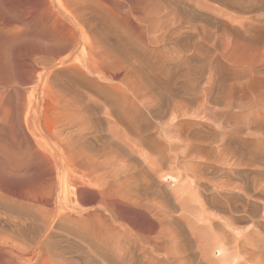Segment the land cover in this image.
Here are the masks:
<instances>
[{
    "label": "rangeland",
    "instance_id": "rangeland-1",
    "mask_svg": "<svg viewBox=\"0 0 264 264\" xmlns=\"http://www.w3.org/2000/svg\"><path fill=\"white\" fill-rule=\"evenodd\" d=\"M86 47L111 51V79L81 70ZM189 66L177 97L192 101L186 116L174 118L166 95L111 86L134 74L164 91ZM70 85L83 98L110 89L118 108L86 98L96 108L86 112ZM152 106L177 124L173 137L145 127L160 121ZM79 119L88 144L68 149ZM263 125L264 0H0V264L79 263L88 252L98 264H254L226 258L239 232L264 239ZM170 141L181 147H153Z\"/></svg>",
    "mask_w": 264,
    "mask_h": 264
},
{
    "label": "bare ground",
    "instance_id": "bare-ground-1",
    "mask_svg": "<svg viewBox=\"0 0 264 264\" xmlns=\"http://www.w3.org/2000/svg\"><path fill=\"white\" fill-rule=\"evenodd\" d=\"M75 21V20H74ZM106 35V34H105ZM76 36V35H75ZM84 41V40H83ZM87 45H88V41H87ZM86 45V46H87ZM91 46V45H90ZM95 47H97V46H95ZM88 50H86V53L83 55V57L81 58V60H79V64H80V68H81V70L82 71H84V72H87V73H89V74H93V75H95V76H97L99 79H103V80H106L107 81V79H111L112 78V73L113 72H111L113 69H115L114 68V64L112 63L113 61L111 60V58L112 57H109L110 55H111V51L109 52V49H108V52H109V56H108V54H104V53H102V52H100L101 50H102V48H100L101 50L99 51H94L92 48H88V47H86ZM85 48V49H86ZM99 49V48H98ZM105 49H107V48H105ZM105 49H103L105 52H107ZM77 50V49H76ZM103 51V52H104ZM107 52V53H108ZM60 59V58H59ZM58 62V61H57ZM113 64V65H112ZM59 66H60V64H59ZM51 67V66H50ZM46 71V70H45ZM115 71V70H114ZM45 73V72H44ZM43 73V74H44ZM111 73V74H110ZM190 73H191V67L189 66L188 67V71H187V73L184 75V77L185 76H190ZM49 75V74H48ZM86 75V74H85ZM261 80V79H260ZM188 77H185V81L183 82V83H181V84H179L178 86H175V87H173L172 85L170 86L169 84L168 85H165L164 87H165V90L163 91L162 89H161V87H159V86H155V85H153V83H152V81L151 80H149V78H144V79H141V80H139V79H136L135 77H134V74H130V75H128L127 74V76H125L124 78H122V80L120 81V83H118V85H115V84H112L111 86L113 87V89L114 88H116V89H119V91L121 92L120 94H123L124 96H127V95H132V96H134V97H137V98H140V97H143L144 95H146V96H148L149 98L151 97H153L155 94L157 95H159V96H162L163 98H164V96L166 95V96H168L170 99L169 100H167V101H165V106H166V108H168L169 109V111H171L172 113H173V116H174V118H178L179 116H186V115H188L189 114V112H190V109H191V104H192V101H191V99L188 97L187 98V100H186V102H185V104H183V105H181L180 104V100L179 99H177V97L179 96L178 94L180 93V92H189L188 90H187V88H188ZM88 85V88H92V86H93V84L92 83H88L87 84ZM114 85V86H113ZM91 86V87H90ZM74 87V86H73ZM70 89H71V91H70V96H72V98H73V101L74 100H76L77 101V103L79 102V106H84L81 102L83 101V103L85 102L86 103V106H88L89 107V105H87V104H90V103H88V101H90V100H92V102L94 101V102H99V101H101V102H103V103H105V105L107 104L108 106H110L112 109H116V108H118V106L116 105H114V104H112L111 103V97H113L111 94H110V92H109V90L110 89H102L100 92H94L95 93V95H91L90 93V95L92 96L91 98H88V97H86L87 99H88V101L86 100V98H83V95H80L81 94V92H79V91H77L76 89H72V87H71V85H70ZM112 91V90H111ZM118 91V90H117ZM89 92V91H88ZM116 93H118V92H116ZM162 93H165V94H162ZM119 94V93H118ZM116 95V94H115ZM87 96V95H86ZM111 96V97H110ZM123 96V97H124ZM146 96H145V98H146ZM120 97V96H119ZM122 97V96H121ZM122 97V98H123ZM263 97V96H262ZM74 98H76V99H74ZM117 98H118V96H117ZM154 98V97H153ZM85 99V100H84ZM113 99V98H112ZM119 100H122L121 98H118ZM124 99V98H123ZM141 99V98H140ZM124 101V100H123ZM75 102V101H74ZM114 103V102H113ZM121 103H123V102H121ZM75 104V103H74ZM81 104V105H80ZM91 104H93V103H91ZM90 104V105H91ZM67 105V104H66ZM88 107H83V109L84 110H90V111H94L95 109H92L91 107H89V108H91V109H89ZM120 107V106H119ZM55 108V107H54ZM108 108V107H107ZM80 109H82L81 107H80ZM109 109V108H108ZM144 109V108H143ZM223 109V108H222ZM86 110V112H90V111H87ZM110 111V110H109ZM113 111V110H112ZM115 111V110H114ZM152 112V115L154 116V117H156V119H158V120H160V117L162 118V116H160L161 114H160V107H158V106H152V110H151ZM85 112V111H84ZM100 112V111H99ZM81 113V112H80ZM91 113V112H90ZM116 113V112H115ZM114 113V114H115ZM93 115L92 116H94V113H92ZM224 114V113H223ZM88 115H91V114H88ZM117 115H119V113H117ZM86 116H87V114H86ZM160 116V117H159ZM80 117V116H79ZM143 117V116H142ZM89 118V117H88ZM93 118V117H92ZM262 119V118H261ZM80 120V119H79ZM90 120V119H89ZM92 120V119H91ZM95 120V119H94ZM161 121V120H160ZM160 121H159V123L157 124L156 123V125L154 126V125H152V124H150V123H148V122H146L145 123V127L146 128H152V126L154 127V129L157 131V132H160L161 130L162 131H164V130H166V129H170V131H169V133H170V135H171V137H173L174 135H173V133H174V131H172V129H174V127L175 126H177V124H173V125H171V122L170 121H166V122H164V123H162V121H161V123H160ZM174 122V121H173ZM187 122V121H186ZM94 123L95 122H93V125H94ZM97 123V125H98V123L99 122H96ZM185 124V123H184ZM70 125V131L67 133L66 132V136L68 137V139L70 140V143H69V147H67L68 149H83L84 147H85V145L86 144H88L87 143V136H86V134H84V131H85V129H86V127L84 126V122H83V120L81 121H76V122H73V123H71V124H69ZM96 125V124H95ZM182 125V124H181ZM187 125V124H186ZM173 126V127H172ZM264 126V125H263ZM39 127V126H38ZM98 129L100 128L99 126L97 127ZM84 129V130H83ZM97 129V130H98ZM83 131V132H82ZM95 131V130H94ZM123 131V130H122ZM177 131H179V129L177 130ZM88 132V134H90V132H89V130L87 131ZM96 132V131H95ZM99 132V131H98ZM180 132V131H179ZM183 132V131H182ZM41 133V132H40ZM177 134V133H176ZM179 136V135H178ZM148 137L149 138H151L149 135H148ZM165 137V136H164ZM170 137V138H171ZM177 137V136H176ZM175 138V137H174ZM197 139V138H196ZM250 139V138H249ZM170 140V139H169ZM179 140V139H178ZM131 141V140H130ZM174 141V140H173ZM184 141V140H183ZM186 141V140H185ZM58 142V141H57ZM100 142V141H99ZM177 142V141H176ZM176 142H174V143H172L171 141L170 142H168L165 146H162V147H159L158 145H155V146H153V147H156L157 149H160V150H163V149H165V150H177L179 147H181L180 146V144H177ZM187 142V141H186ZM185 142V143H186ZM189 142V141H188ZM187 142V143H188ZM221 142V141H220ZM219 141L217 142V143H220ZM176 143V144H175ZM179 143V142H178ZM98 144V143H97ZM158 144V143H157ZM183 145V144H182ZM87 146V145H86ZM131 146V145H130ZM160 146H161V144H160ZM184 146V145H183ZM216 146V145H215ZM223 146V145H222ZM98 147H99V145H98ZM132 147V146H131ZM189 147V146H188ZM211 147V146H210ZM218 147H219V145H218ZM217 147V148H218ZM253 147V146H252ZM103 148L105 149V147H104V145H103ZM186 148V147H185ZM85 149V148H84ZM101 149V148H100ZM111 149V148H110ZM257 149V148H256ZM103 150V149H102ZM182 150V149H181ZM184 150H186V149H184ZM188 150V149H187ZM196 150V149H195ZM235 150V148L232 150H228V149H226V148H222L221 149V154L225 157V158H227L228 159V157L230 158L231 156H234V151ZM57 151V150H56ZM100 151V150H99ZM258 151V150H257ZM93 152V151H92ZM168 152V151H167ZM183 152V151H182ZM260 152V151H259ZM95 153V152H94ZM217 153V152H216ZM238 153H239V151H238ZM103 154V153H102ZM169 154H171V152H169ZM95 155V154H94ZM114 155V154H113ZM243 155V154H242ZM109 156V155H108ZM169 156H171V155H169ZM223 156H222V158H223ZM136 157H137V155H136ZM111 159H112V156H111ZM141 159V158H140ZM226 159V160H227ZM232 159V158H231ZM250 159H252V157L250 158ZM255 160V159H254ZM63 161V160H62ZM175 161V160H174ZM205 161V160H204ZM223 161V160H222ZM229 161V160H228ZM248 161V160H247ZM64 162H65V160H64ZM91 162V161H90ZM172 162V161H171ZM226 162V161H225ZM238 162V161H237ZM240 162V161H239ZM66 163V162H65ZM231 163V162H230ZM236 163V162H235ZM193 164H195V163H193ZM226 164V163H225ZM232 164H234V162L232 163ZM238 164V163H237ZM62 165V164H61ZM60 165V166H61ZM65 165H67V164H65ZM64 165V166H65ZM201 165V164H200ZM230 165V164H229ZM135 166V165H134ZM194 166V165H193ZM235 166V165H234ZM66 167H68V166H66ZM192 167V166H191ZM69 168V167H68ZM91 168V167H90ZM140 168V167H139ZM55 169V168H54ZM54 169H53V171H54ZM70 169V168H69ZM68 169V170H69ZM97 169V168H96ZM62 170V169H61ZM137 170H138V168H137ZM66 171H67V169H66ZM74 171V170H73ZM135 171V170H134ZM95 173H98L97 171L95 172ZM101 173V172H100ZM56 174V173H55ZM73 174V173H72ZM76 174V173H75ZM99 174V173H98ZM128 176V175H127ZM152 176V175H151ZM74 177V176H73ZM56 178V177H55ZM126 178V177H125ZM129 178V177H128ZM75 180H76V178H74ZM101 180V179H100ZM109 180V179H108ZM79 181V180H78ZM98 181V180H97ZM96 181V182H97ZM127 181V180H126ZM157 181V180H156ZM56 182V181H55ZM105 182V181H104ZM154 182V181H153ZM129 184V183H128ZM102 185V184H101ZM95 186H96V184H95ZM136 186V185H135ZM46 187H48V186H46ZM59 187V186H58ZM104 188V187H103ZM62 189V188H61ZM112 189V188H111ZM73 190V189H72ZM106 190V189H105ZM141 190V189H140ZM62 191V190H61ZM124 191V190H123ZM130 191V190H129ZM142 191V190H141ZM51 192V191H50ZM146 192V191H145ZM53 193H55V192H53ZM45 194V193H44ZM47 194V193H46ZM146 194V193H145ZM63 195V194H62ZM99 195V194H98ZM148 196V195H147ZM50 198H52L53 196H49ZM40 198V197H39ZM56 198V197H55ZM60 198V197H59ZM53 199V198H52ZM128 199V198H127ZM137 199H138V197H137ZM48 199H46V201H47ZM50 200V199H49ZM68 200H70V199H68ZM42 201H44L45 202V200H42ZM51 201V200H50ZM50 201H47V202H50ZM44 202H42V203H44ZM68 202H70V201H68ZM143 202V201H142ZM148 202V201H147ZM70 203H72V202H70ZM151 203V202H150ZM46 203H44V205H45ZM50 204V203H49ZM62 206V205H61ZM142 206V205H141ZM47 207V206H46ZM60 207V206H59ZM65 207H67V206H65ZM97 207V206H96ZM99 207V206H98ZM45 208V207H44ZM54 208H56L55 206H54ZM78 208V207H77ZM89 208V207H88ZM57 209V208H56ZM65 209V208H64ZM151 209V208H150ZM156 209H158L157 207H156ZM46 210V212L48 213V215H50L51 213H54V212H52L51 210V213L49 214V210H48V208L47 209H45ZM48 210V211H47ZM53 210V209H52ZM73 210V209H72ZM76 210V209H75ZM106 210V209H105ZM81 211H82V209H81ZM159 211V210H158ZM56 212H57V210H56ZM62 212H64V211H62ZM107 212V211H106ZM153 212V211H152ZM156 212V211H155ZM47 213H45V214H47ZM75 213V212H74ZM90 213V212H89ZM154 213V212H153ZM56 214V213H55ZM55 214L53 215V216H55ZM92 214V213H91ZM43 216H39V218L40 217H42L41 219H43V220H41V219H39V218H37V222H39L38 221V219L40 220V221H42V222H45L44 221V214H42ZM67 215V214H66ZM57 217H58V215H56ZM79 216V215H78ZM110 216V215H109ZM62 216H60L59 217V219L61 218ZM64 218H66L65 216H63ZM63 217H62V219H63ZM81 217V216H80ZM89 217V216H88ZM45 218H47V217H45ZM87 218V217H86ZM50 218H48L47 220H49ZM81 219V218H80ZM25 220V219H24ZM46 220V221H47ZM51 220V219H50ZM53 220H54V217H53ZM76 220V219H75ZM83 220V219H82ZM86 220V219H85ZM16 221H18V220H16ZM59 221V220H58ZM57 220H56V222H58ZM61 221V220H60ZM73 221V220H72ZM51 222V221H50ZM62 222H64V221H62ZM77 222V221H76ZM75 222V223H76ZM86 222V221H85ZM11 223V222H10ZM24 223V222H23ZM41 223V222H40ZM40 223H38V224H40ZM54 223V222H53ZM65 223L66 222H64L63 224L65 225ZM73 223H74V221H73ZM75 223L73 224V226H75ZM78 223H80V222H78ZM87 223V222H86ZM115 223V222H114ZM119 223V222H118ZM14 224V223H13ZM38 224H36V227H37V225ZM52 224V223H51ZM58 224H59V222H58ZM62 224V225H63ZM110 224V223H109ZM59 225H61V224H59ZM63 225V226H64ZM80 225V224H79ZM78 225V226H79ZM87 225V224H86ZM117 225V224H116ZM120 225H122V223L120 224ZM40 226V227H39ZM38 226V228L36 229V230H38L39 228H42L41 227V225H39ZM46 226H47V223H46ZM48 226H50V224L48 225ZM48 226L46 227L47 229H46V232L48 231V234H47V237L49 236V232L51 231V229L49 228L48 229ZM62 226V227H63ZM66 226V225H65ZM72 226V227H73ZM77 226V225H76ZM75 226V227H76ZM77 226V227H78ZM81 226V225H80ZM23 227V226H22ZM52 227H53V225H52ZM56 227H57V225H56ZM71 227V228H72ZM90 227L91 226H88L87 225V229L86 230H88V229H90ZM93 228L92 229H94V226H92ZM69 228V227H68ZM70 228V229H71ZM14 229H16V228H14ZM25 229V228H24ZM43 229H44V231H45V228L43 227ZM43 229H42V231H43ZM64 229V228H63ZM72 229H74V227L72 228ZM71 229V230H72ZM78 229H79V227H78ZM81 229V228H80ZM83 229H84V225H83ZM82 229V230H83ZM32 230V229H31ZM50 230V231H49ZM65 230H66V227H65ZM68 230V229H67ZM77 230V229H76ZM91 230V229H90ZM121 230H123V229H121ZM23 231V230H22ZM26 231V230H25ZM34 231V230H33ZM39 231H41V229H39ZM39 231H37V232H39ZM41 231V232H42ZM73 231V230H72ZM84 231V230H83ZM89 231V230H88ZM92 231H94L95 233H96V231H95V229L94 230H91V233H92ZM70 232V231H69ZM74 232V231H73ZM82 232V231H81ZM85 232V231H84ZM93 232V233H94ZM12 233H13V231H12ZM16 233H18V232H16ZM26 233H28V232H26ZM77 233V232H76ZM86 233V232H85ZM92 233V234H93ZM94 233V234H95ZM241 235L239 236V237H233V241H232V243H231V246L229 247L230 248V253H229V255H228V257L226 258V260H227V262L228 263H230V262H235V260H237L238 258H244L245 260H247V261H249V262H253L254 264H260L259 263V261H258V259H259V257L260 256H262V255H264V239L260 236V234L259 233H256V232H253V231H247V232H244V233H242V232H239ZM43 234V233H42ZM88 234V233H87ZM91 234V235H92ZM97 234V233H96ZM134 234V233H133ZM28 234H25V236H27ZM44 235H45V233H44ZM51 235V234H50ZM72 235H74V233L72 234ZM77 236H78V234H76ZM130 235V234H129ZM79 236L83 239L82 240V243H84V242H86L87 244H90V238H92V237H89V236H87V235H85V234H82V233H80L79 234ZM95 236V235H94ZM154 236V235H153ZM156 236V235H155ZM42 235L40 236V239H42ZM46 237V236H45ZM45 237H43V238H45ZM50 237V236H49ZM76 237V236H75ZM79 237V238H80ZM120 237V236H119ZM118 237V238H119ZM150 238H151V236H149ZM39 238V237H38ZM78 238V237H77ZM118 238H116V239H118ZM138 238V237H137ZM39 239V240H40ZM50 239V238H49ZM38 240V241H39ZM44 240H46V238L44 239ZM43 240V241H44ZM41 241V240H40ZM42 241V242H43ZM93 241V240H92ZM109 241V240H108ZM126 241V240H125ZM148 241V240H147ZM159 241V240H158ZM41 242V243H42ZM45 242V241H44ZM49 242V241H48ZM100 242V241H99ZM151 242V241H150ZM28 243V242H27ZM40 243V244H41ZM53 243H54V240H53ZM96 243V242H95ZM141 243V242H140ZM147 243V242H146ZM50 244H51V242H50ZM92 244V243H91ZM138 244V243H137ZM45 245V244H44ZM43 245V246H44ZM47 245L48 244H46L45 245V247H47ZM55 245V244H54ZM96 245V244H95ZM122 245V244H121ZM141 245H143V244H141ZM146 245V244H145ZM144 245V246H145ZM149 245V244H148ZM147 245V246H148ZM49 246V245H48ZM86 245H84V247H85ZM91 246H93V245H91ZM97 246H98V244H97ZM96 246V247H97ZM45 247H44V249H45ZM51 247V246H50ZM54 246L52 245V248H53ZM57 247V246H56ZM149 247V246H148ZM48 248V247H47ZM46 248V249H47ZM88 248V247H87ZM127 248V247H126ZM150 248V247H149ZM158 248V247H157ZM43 249V250H44ZM48 249H50L51 250V248H48ZM48 249H47V251H48ZM54 249H57V248H54ZM64 248H62V250H63ZM66 249V248H65ZM94 248H89V250H93ZM97 249H99V247L97 248ZM97 249H96V251H97ZM124 249V248H123ZM162 249V248H161ZM33 250H34V248H33ZM58 250V249H57ZM67 250V249H66ZM72 250V249H71ZM86 250V249H85ZM84 250V251H85ZM120 250V249H119ZM125 250V249H124ZM149 250V249H148ZM37 251V250H36ZM46 251V250H45ZM83 251V250H82ZM126 251V250H125ZM17 252V251H16ZM35 252V251H34ZM53 252H54V250H53ZM57 252V251H56ZM56 252H55V254H56ZM59 252V251H58ZM62 252V251H61ZM61 252H60V255H61ZM92 252V251H91ZM154 252V251H153ZM50 255L52 254V250H51V252H48ZM47 253V254H48ZM64 253V252H63ZM84 253V252H83ZM85 253H86V251H85ZM90 252H88V256H90L91 255V253L89 254ZM93 253H95V252H93ZM15 254V253H14ZM31 254V253H30ZM35 254V253H34ZM38 254V253H37ZM37 254H35V255H37ZM54 254V253H53ZM58 254V253H57ZM68 254V253H67ZM66 254V252H65V255H67ZM70 254V253H69ZM82 254V253H81ZM100 254V253H99ZM26 255V254H25ZM33 255V254H32ZM85 255H87V253L85 254ZM85 255H83L82 256V258L83 257H85L84 258V260L82 261V259H80V257H79V260H81L79 263H77V262H75L74 260L75 259H70V260H73L72 262H70L71 264H96L95 263V261L97 262V260H93V258H91L92 256H90V257H88V256H85ZM92 255H95V254H92ZM18 256V255H17ZM54 256V255H53ZM68 256V255H67ZM72 255H69L68 257H71ZM98 256V252H97V255H95V259H96V257ZM38 257V256H37ZM60 257H62V256H60ZM66 256H64L63 257V259L65 258ZM68 257H66V258H68ZM74 257V256H73ZM122 257V256H121ZM98 258V257H97ZM49 259V258H48ZM69 259V258H68ZM99 259V258H98ZM29 260V259H28ZM65 260V259H64ZM118 260V259H117ZM5 261H6V259H5ZM69 260H65L64 262H68ZM30 263V262H29ZM34 263V262H33ZM51 263V262H50ZM57 263V262H56ZM69 263V262H68ZM69 263V264H70ZM67 264V263H66ZM97 264H98V262H97ZM231 264V263H230Z\"/></svg>",
    "mask_w": 264,
    "mask_h": 264
}]
</instances>
